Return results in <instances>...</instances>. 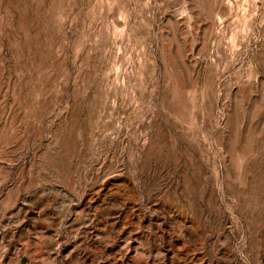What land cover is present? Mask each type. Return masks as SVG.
<instances>
[{
    "label": "rangeland",
    "instance_id": "1",
    "mask_svg": "<svg viewBox=\"0 0 264 264\" xmlns=\"http://www.w3.org/2000/svg\"><path fill=\"white\" fill-rule=\"evenodd\" d=\"M0 264H264V0H0Z\"/></svg>",
    "mask_w": 264,
    "mask_h": 264
}]
</instances>
